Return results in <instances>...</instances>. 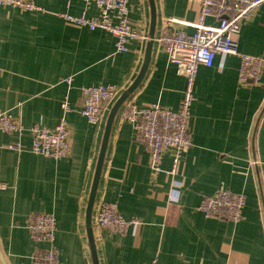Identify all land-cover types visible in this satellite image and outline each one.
<instances>
[{
	"label": "crops",
	"instance_id": "crops-1",
	"mask_svg": "<svg viewBox=\"0 0 264 264\" xmlns=\"http://www.w3.org/2000/svg\"><path fill=\"white\" fill-rule=\"evenodd\" d=\"M34 1L44 12L0 7V112L12 114L25 128L22 135L0 131V264H32V255L47 247L30 237L27 225L36 213L56 218L60 264H93L85 211L109 112L103 126L90 125L79 110L82 89L115 85L123 93L141 69L147 42L132 40L128 52L117 53L109 32L78 28L63 18L81 16L83 0ZM154 1L156 34L164 19L198 20V0ZM129 9L134 28L149 37V1L130 0ZM97 13L91 6L86 15ZM235 39L241 53L264 59V5ZM239 66L238 57L218 55L211 67H199L192 146L175 176L169 174L170 150L161 171L152 170L148 150L124 119L126 105L121 107L93 211L99 264H150L155 258L158 264H264V71L259 83L244 86L238 82ZM184 88V77L154 43L148 72L126 102L178 111ZM66 98L73 110L66 117L68 157L55 161L34 154L31 127L53 130ZM219 190L246 195L240 222L207 219L198 209L203 197ZM102 202L117 203L125 219L140 225L124 236L97 228L95 213Z\"/></svg>",
	"mask_w": 264,
	"mask_h": 264
},
{
	"label": "built area",
	"instance_id": "built-area-1",
	"mask_svg": "<svg viewBox=\"0 0 264 264\" xmlns=\"http://www.w3.org/2000/svg\"><path fill=\"white\" fill-rule=\"evenodd\" d=\"M71 0H68L70 3ZM130 0H83L85 9L81 16L63 15L65 21L78 28L97 29L109 32L115 39L117 53L129 51L130 41L148 42V35L136 30L130 19ZM198 20L186 23L177 19H164L163 26L155 34L154 43L167 54L169 62L175 65L178 75L184 77L185 88L178 111L162 108L159 104H145L141 107L126 102L124 119L134 131L136 141L143 144L150 155V167L156 173L162 169L163 155L172 151V167L169 174L176 175L183 154L192 146L191 109L194 103V89L199 67H211L218 55L236 56L240 60L238 82L250 86L260 82L264 71V59L243 54L238 49L235 36L242 25L264 5V0H198ZM12 7L22 11L44 12L34 0H0V7ZM95 6L97 15L88 17L87 10ZM208 18L217 20L216 25L206 24ZM186 25L192 33L177 28ZM66 82L71 85L72 78ZM115 85L90 86L82 89L80 113L94 127L103 126L106 114L121 95ZM63 116L51 130L34 125L32 152L45 158L61 161L70 153L69 126L67 114L73 110L68 98L61 105ZM0 131L22 135L24 126L8 112H0ZM264 162V160H263ZM264 210V194L261 195ZM247 197L243 193L219 190L202 198L198 209L207 219H222L238 223L243 219ZM95 226L112 234L124 236L130 227L140 225L137 219H125L117 203L102 202L96 208ZM31 240L47 247L32 255V264H60L59 251L55 245L57 221L51 213L32 214L27 225ZM150 264H158L153 259Z\"/></svg>",
	"mask_w": 264,
	"mask_h": 264
},
{
	"label": "water",
	"instance_id": "water-1",
	"mask_svg": "<svg viewBox=\"0 0 264 264\" xmlns=\"http://www.w3.org/2000/svg\"><path fill=\"white\" fill-rule=\"evenodd\" d=\"M148 1L150 5L151 16H150L149 41L146 44L144 61H143V64L141 66V69L136 79L118 97V99L112 105L108 113L106 123H105L102 143H101V149H100L99 157L97 160L93 182L91 185L88 202L86 206V211H85L86 231H87V237H88V241L90 245V251L92 255L93 264H99L98 254L96 251V244H95V239H94V232H93V211H94V205H95L96 196H97V190H98L100 178L102 175V170L104 167L105 157H106V153H107V149L109 145V140H110V136L112 133V127H113L114 121L121 107L125 104L129 96L136 91V89L141 85L142 81L144 80L148 72V68L150 65L151 57H152V51L154 47V38H155L156 28H157V10H156L155 1L154 0H148Z\"/></svg>",
	"mask_w": 264,
	"mask_h": 264
}]
</instances>
